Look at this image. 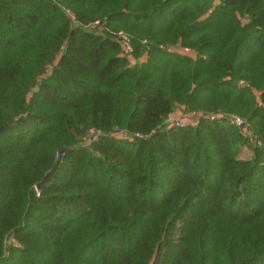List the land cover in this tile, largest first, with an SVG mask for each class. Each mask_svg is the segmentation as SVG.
Wrapping results in <instances>:
<instances>
[{"label":"trees","instance_id":"16d2710c","mask_svg":"<svg viewBox=\"0 0 264 264\" xmlns=\"http://www.w3.org/2000/svg\"><path fill=\"white\" fill-rule=\"evenodd\" d=\"M0 264H264V0H0Z\"/></svg>","mask_w":264,"mask_h":264},{"label":"built area","instance_id":"2783aa9c","mask_svg":"<svg viewBox=\"0 0 264 264\" xmlns=\"http://www.w3.org/2000/svg\"><path fill=\"white\" fill-rule=\"evenodd\" d=\"M118 35H119L121 44H122L123 49H124L123 53L131 52L132 46H131L130 39H129L128 35L125 34L124 32H122L121 30L118 32ZM182 50L183 51H188V48L187 47H183ZM239 82H242V80H239ZM196 114H197V112L195 110L187 111V114L182 115L180 117V120H177V121H174V122H171V123L184 124V123L192 122L193 120H191L190 118H195ZM221 115L223 117H225V119H227L230 123L234 124L235 126L241 127L243 130H246V128H245V120L241 116L236 115V114H231V113L221 114ZM169 116H171V113H170ZM169 116H168V118H169ZM217 116H218V114H216V113L209 114V117L211 119L216 118ZM168 118H167V121H168ZM119 132L123 133V130H120ZM90 133H91V135L89 134V139L95 138L97 136L98 132L91 130Z\"/></svg>","mask_w":264,"mask_h":264},{"label":"water","instance_id":"95a60500","mask_svg":"<svg viewBox=\"0 0 264 264\" xmlns=\"http://www.w3.org/2000/svg\"><path fill=\"white\" fill-rule=\"evenodd\" d=\"M76 145L77 144H74V145H62L56 150L55 159H54L51 167L44 173L43 177L38 182H36V184H35V187H36L37 190H40L51 179L52 174H53L56 166L58 165V162L60 161L62 152L65 151V150H68L70 148H73Z\"/></svg>","mask_w":264,"mask_h":264},{"label":"rangeland","instance_id":"374dc122","mask_svg":"<svg viewBox=\"0 0 264 264\" xmlns=\"http://www.w3.org/2000/svg\"><path fill=\"white\" fill-rule=\"evenodd\" d=\"M92 27H93V25H92ZM94 27H95V25H94ZM185 114H187V111H184L182 106H178V107H176L175 111H173V112L171 113V116H169L167 122H168V123H171V122H174V121L180 120V117H181L182 115H185ZM186 119H187V118H186ZM186 119H185V120H186ZM190 119H191V120H194L195 118H190ZM119 131H120V130H119ZM119 131H117V132H119ZM90 135H91V133H90ZM130 138H131V136H130ZM84 140H85L86 142H88V140H89V135L84 136ZM249 153H250V150H249V149H245V150H243L242 152H240L239 155L244 157V156H248Z\"/></svg>","mask_w":264,"mask_h":264},{"label":"crops","instance_id":"0c3cea01","mask_svg":"<svg viewBox=\"0 0 264 264\" xmlns=\"http://www.w3.org/2000/svg\"><path fill=\"white\" fill-rule=\"evenodd\" d=\"M175 111V110H174Z\"/></svg>","mask_w":264,"mask_h":264}]
</instances>
